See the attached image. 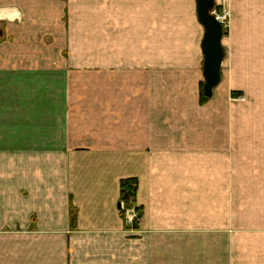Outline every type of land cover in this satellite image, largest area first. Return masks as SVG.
Masks as SVG:
<instances>
[{
    "label": "crops",
    "instance_id": "crops-1",
    "mask_svg": "<svg viewBox=\"0 0 264 264\" xmlns=\"http://www.w3.org/2000/svg\"><path fill=\"white\" fill-rule=\"evenodd\" d=\"M228 5L200 103L196 4L0 0V264H264V0Z\"/></svg>",
    "mask_w": 264,
    "mask_h": 264
},
{
    "label": "water",
    "instance_id": "water-1",
    "mask_svg": "<svg viewBox=\"0 0 264 264\" xmlns=\"http://www.w3.org/2000/svg\"><path fill=\"white\" fill-rule=\"evenodd\" d=\"M196 15L204 28L201 41L203 52V94L206 97L212 95L213 89L220 82V68L224 57V50L221 45L223 29L221 23L211 14L214 7V0H195Z\"/></svg>",
    "mask_w": 264,
    "mask_h": 264
},
{
    "label": "rangeland",
    "instance_id": "rangeland-1",
    "mask_svg": "<svg viewBox=\"0 0 264 264\" xmlns=\"http://www.w3.org/2000/svg\"><path fill=\"white\" fill-rule=\"evenodd\" d=\"M219 3L223 4L221 10L219 9V5H218ZM193 5H195L194 4V0H190V5L188 4V0H183V6H184L183 8L186 9V8H188V6L191 7L190 8L191 9V13H193V7H195ZM222 10H223V14L222 15L225 16V18H226V21H224V22L227 23V25H222L223 35L224 36H228L229 35L230 26H231L230 25L231 13H230V10H229L228 0H218V1L215 0V4H214L213 9L211 10V14L215 16L216 13L220 14V12ZM192 16H188L186 14L183 16V21L185 23V25H184L185 28H184V37H183L182 40H183V44H184V53L185 54L186 53H191V49H192L190 47L191 38H192L190 36V34L193 33L192 24H191V23H193ZM190 18H192V19H190ZM92 78H90V77L85 78V79H81L80 78L79 80H78V78H76V79H72V82L74 80V82H81V85L94 86L95 85V82H94L95 80L92 79ZM231 99H232L231 100L232 102H238V103L241 102V103H243V102H246L247 98L244 96V92H241V93H238V94L234 93ZM121 206H122V209L124 210V214H126V210L127 209H131V208L134 207V211H135V213H134L135 214V219L134 220L139 218L140 214H138V211H137L138 207L135 205V203L131 204V207H129V208H124L125 204L122 202Z\"/></svg>",
    "mask_w": 264,
    "mask_h": 264
},
{
    "label": "trees",
    "instance_id": "trees-1",
    "mask_svg": "<svg viewBox=\"0 0 264 264\" xmlns=\"http://www.w3.org/2000/svg\"><path fill=\"white\" fill-rule=\"evenodd\" d=\"M209 98L203 94V84L200 85V103H204ZM121 191H120V202L125 204L124 208L131 207V204L135 203V194L137 189V179L127 178L121 181ZM138 214H140V208H137ZM121 215L124 214V210L121 209ZM73 217V213L71 214ZM73 220V218H71ZM133 226L137 227L136 220L133 221Z\"/></svg>",
    "mask_w": 264,
    "mask_h": 264
},
{
    "label": "built area",
    "instance_id": "built-area-1",
    "mask_svg": "<svg viewBox=\"0 0 264 264\" xmlns=\"http://www.w3.org/2000/svg\"><path fill=\"white\" fill-rule=\"evenodd\" d=\"M219 8L221 10L223 4H218ZM223 14V10L220 12V14H215L216 19L221 23V25H227V23H225L224 21H226L225 16L222 15ZM135 211H134V207L131 209H127L126 210V218L128 221L132 222L135 219Z\"/></svg>",
    "mask_w": 264,
    "mask_h": 264
}]
</instances>
